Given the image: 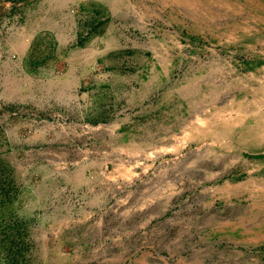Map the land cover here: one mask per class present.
Wrapping results in <instances>:
<instances>
[{"label": "rangeland", "instance_id": "374dc122", "mask_svg": "<svg viewBox=\"0 0 264 264\" xmlns=\"http://www.w3.org/2000/svg\"><path fill=\"white\" fill-rule=\"evenodd\" d=\"M6 1L50 86L0 119V264H264V0Z\"/></svg>", "mask_w": 264, "mask_h": 264}, {"label": "crops", "instance_id": "0c3cea01", "mask_svg": "<svg viewBox=\"0 0 264 264\" xmlns=\"http://www.w3.org/2000/svg\"><path fill=\"white\" fill-rule=\"evenodd\" d=\"M60 1L61 5H59ZM66 2L67 0H56L55 8L52 4L50 6L52 11L57 8V17L61 19L62 25H64ZM23 3L22 1L15 4L11 1L0 0V10L4 9L7 12L6 15L15 13L12 18L9 16L1 17V19H7L12 24L8 30H0V88L4 85L5 89L8 90L6 93L0 94V110L4 111L5 105L17 110H14V113L1 111L0 119L4 120L7 115L13 114L15 116L11 120L13 129L17 132L26 131L25 134L21 133L23 138L32 140L34 134L41 135L46 131V126H43L40 119L37 118L39 112L35 111L34 99L31 97L33 92L32 81L38 82L39 92L43 94L46 88L49 89L50 80L45 76L43 78L42 75L35 77V75L27 72L28 61L32 55L31 51L36 38L49 28L46 27V19L44 20L41 15H35L37 17L34 20L29 16H23L20 12L23 10ZM60 43L65 46L64 39H59V45ZM56 77L58 78L57 82L62 84L59 87L61 92L67 90L74 92L76 86L79 87V83H81L78 75H74L72 72L66 73L63 77L54 76V78ZM70 84H72L71 89ZM28 131L31 132L28 133Z\"/></svg>", "mask_w": 264, "mask_h": 264}]
</instances>
